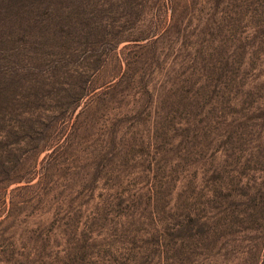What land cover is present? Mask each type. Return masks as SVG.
<instances>
[{
    "label": "rangeland",
    "instance_id": "rangeland-1",
    "mask_svg": "<svg viewBox=\"0 0 264 264\" xmlns=\"http://www.w3.org/2000/svg\"><path fill=\"white\" fill-rule=\"evenodd\" d=\"M0 264H264V0H0Z\"/></svg>",
    "mask_w": 264,
    "mask_h": 264
}]
</instances>
